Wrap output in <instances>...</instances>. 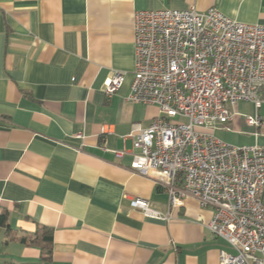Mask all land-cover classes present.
Masks as SVG:
<instances>
[{"label":"crops","instance_id":"1","mask_svg":"<svg viewBox=\"0 0 264 264\" xmlns=\"http://www.w3.org/2000/svg\"><path fill=\"white\" fill-rule=\"evenodd\" d=\"M214 8L264 25V0H0V264H41L20 242L38 226L52 230L51 264H219L233 253L207 229L212 209L192 199L170 222L143 216L129 199L168 210L166 192L130 169L133 125L147 128L154 105L125 100L135 64L137 11ZM125 74L110 98L102 84ZM264 89L258 109L239 102L229 130L213 132L237 147H264ZM123 151L121 157L115 152Z\"/></svg>","mask_w":264,"mask_h":264},{"label":"built area","instance_id":"2","mask_svg":"<svg viewBox=\"0 0 264 264\" xmlns=\"http://www.w3.org/2000/svg\"><path fill=\"white\" fill-rule=\"evenodd\" d=\"M132 26L135 64L125 100L154 105L159 116L145 129L133 125L130 169L166 192L168 210H153L139 197L129 199L130 208L170 222L172 211L192 199L212 209L210 236L233 250L220 251L219 264H264V147L233 146L213 134L229 130L239 102L261 105L264 25L190 8L137 11ZM124 80L111 72L102 84L106 97ZM244 119L264 128L258 115Z\"/></svg>","mask_w":264,"mask_h":264},{"label":"trees","instance_id":"3","mask_svg":"<svg viewBox=\"0 0 264 264\" xmlns=\"http://www.w3.org/2000/svg\"><path fill=\"white\" fill-rule=\"evenodd\" d=\"M262 201L264 203V191ZM7 213H0V230H8ZM21 243L35 248L39 252L41 264L52 263V230L43 226H38L36 232L30 238H23Z\"/></svg>","mask_w":264,"mask_h":264}]
</instances>
